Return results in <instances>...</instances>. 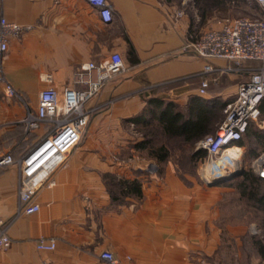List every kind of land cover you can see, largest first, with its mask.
Wrapping results in <instances>:
<instances>
[{"label":"crops","instance_id":"obj_1","mask_svg":"<svg viewBox=\"0 0 264 264\" xmlns=\"http://www.w3.org/2000/svg\"><path fill=\"white\" fill-rule=\"evenodd\" d=\"M107 1L109 22L85 0H0V17L30 27L8 39L0 62V74L21 96H8L0 87V152L21 156L44 135V125L27 132L22 123L47 86L44 74L52 75L50 85L61 95L78 87L73 75L80 64L112 52L124 62V70L85 104V134L53 175L54 183L41 186L25 211L17 213V168H0V218L9 221L11 239L0 250V264H107L99 258L105 250L118 264H127L126 256L135 264H264V232L241 212L234 187L208 185L171 158L159 163L118 151L132 139L129 129L135 126L127 119L148 98L199 95L206 60L182 47L224 20L199 17L187 0ZM247 3L264 16L254 0ZM256 65L244 62L226 74L230 82L219 93L225 103ZM105 176L137 180L139 191L113 197ZM38 239L54 240L55 248L37 249Z\"/></svg>","mask_w":264,"mask_h":264},{"label":"built area","instance_id":"obj_2","mask_svg":"<svg viewBox=\"0 0 264 264\" xmlns=\"http://www.w3.org/2000/svg\"><path fill=\"white\" fill-rule=\"evenodd\" d=\"M85 1L97 9L103 22L112 19V8L107 0ZM254 1L264 14V0ZM29 29V26L0 17V62L8 49V39ZM182 50L206 60L202 69L204 77L198 88V94L202 96L217 76L239 70L244 62L257 63L249 69V77L238 84L236 97L223 106L224 119L216 132L198 143L197 148L205 153L198 158L197 171L200 179L207 183L243 166L244 148L239 141L250 122L258 120L259 104L264 98V16L226 19L220 28L205 30L198 39L187 40ZM211 60H226L232 66H215ZM123 70V58L118 52H112L98 62H84L73 75V83L78 87L66 88L61 95L50 85L52 75L44 74L47 86L38 94L36 110H27L22 119L27 132L44 125V135L21 156L0 152V168L15 166L18 170L17 213L25 211L41 186L54 183L53 175L64 166L68 155L85 134L90 117L85 104ZM0 87L6 95L21 98L1 74ZM250 167L264 181V153L253 159ZM8 225V220L0 218V250L11 243ZM35 246L39 250H53L55 241L38 239ZM99 258L107 264H118L112 252L107 250L102 251ZM126 262L135 264L130 256H126Z\"/></svg>","mask_w":264,"mask_h":264},{"label":"trees","instance_id":"obj_3","mask_svg":"<svg viewBox=\"0 0 264 264\" xmlns=\"http://www.w3.org/2000/svg\"><path fill=\"white\" fill-rule=\"evenodd\" d=\"M198 1L200 2V0L197 2L195 0V3ZM224 105L225 101L221 98L193 94L189 96L185 110H182L172 100L152 96L147 99L142 111L127 121L135 126L142 125L144 127L155 124L157 130L159 129L169 142L178 141L182 143L181 147L185 151L177 154L170 152V145L167 143L156 146L153 140L154 132L143 135L142 139L137 140L133 145L137 150L146 149L148 151L146 155L155 158L159 163L171 158L177 167L195 174L198 158L205 153L204 150H196L195 143L217 130L219 126L218 113ZM259 110L258 120L263 121L264 98L259 104ZM254 124L255 122H250L239 141V144L245 148L244 157L249 162V166L241 175L224 181V184L234 187L238 194L237 200L243 201L253 212L263 216L261 225L264 229V181L250 167L251 160L257 157L258 152L264 151V129ZM105 180L113 197L130 192L138 193L139 191L137 180L115 181L112 176H105Z\"/></svg>","mask_w":264,"mask_h":264},{"label":"rangeland","instance_id":"obj_4","mask_svg":"<svg viewBox=\"0 0 264 264\" xmlns=\"http://www.w3.org/2000/svg\"><path fill=\"white\" fill-rule=\"evenodd\" d=\"M181 0H175V2L179 3ZM197 2V0H196ZM188 3V6H190V8L192 10H196L198 16L200 17L201 15H204L207 13L208 17H211V19L213 21L217 20V19H223V20H226V19H232V18H238V17H249V18H254V17H259L261 14L259 12V10L255 7V5L253 3L249 4L247 3V0H221V2H219V0H200V2L198 1V3H195V0H187L186 1V4ZM227 73L225 74H222V75H219L217 76L216 80L214 81H211L208 88H207V91H206V94L205 96L206 97H217V98H221L222 97L219 95V93L221 92V90H224V88H222L224 86V83H229L230 81L225 77ZM231 91L228 92V94H230ZM164 96V97H163ZM161 98L164 99V100H172L174 101L178 107L182 110H185V104L188 100V98L186 96H183L181 95V92H178L177 94L173 95V96H165L163 95ZM230 98V97H227V99ZM223 109V108H222ZM218 122H219V125L220 123L223 121L224 119V114L221 111H219L218 113ZM262 124V120H257L255 122V126H259ZM135 126V125H134ZM151 132H154L155 135H154V144L156 146L160 145V144H165L167 143L169 146V150L170 152H173V153H182V151H185L184 149H182L181 147V144L180 142L178 141H168L166 139V137H164L162 135V133L160 132V130L158 129L157 130V127L155 124H152V125H149L147 127H144V126H140V125H136L135 127L132 126L131 129H129V135L132 136V139H131V142L130 143H126V147L125 149H121L119 148V152L120 153H131V154H135V155H138V156H143V155H146L147 154V150L144 149V150H137L135 147H134V143L137 141V140H140L142 139V136L145 135V134H150ZM216 132V131H215ZM214 132V133H215ZM213 133V134H214ZM202 140V139H200ZM199 140V141H200ZM199 141H197L195 143V149L196 150H202V149H199L197 148L198 146V143ZM184 145V144H183ZM259 154L257 155L260 156L262 153H264V151H261V152H258ZM244 155H245V150H244ZM243 155V160H242V164L243 166L246 168L247 166H249V162L246 160V158L244 157ZM255 159V158H254ZM252 161V160H251ZM197 165H198V161H197ZM195 167V177L196 179L200 178L199 175H198V171H197V166ZM240 205H241V212H244L245 214L247 213V218H249L250 220L251 219H254L256 222H257V226L263 230L264 232V229L261 225V221H262V215L260 213H256V212H253L251 210V208H249V206L244 203L243 201H240L238 200Z\"/></svg>","mask_w":264,"mask_h":264},{"label":"water","instance_id":"obj_5","mask_svg":"<svg viewBox=\"0 0 264 264\" xmlns=\"http://www.w3.org/2000/svg\"><path fill=\"white\" fill-rule=\"evenodd\" d=\"M245 170L244 166H240L237 170H235L232 174L228 175V176H223V177H218L215 178L213 180H211L210 182H207L206 184L208 185H214V184H218L224 181H228L234 177H237L239 175H241Z\"/></svg>","mask_w":264,"mask_h":264}]
</instances>
